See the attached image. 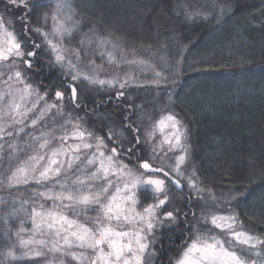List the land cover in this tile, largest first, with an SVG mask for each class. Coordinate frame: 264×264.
<instances>
[{
	"label": "snow or ice",
	"instance_id": "1",
	"mask_svg": "<svg viewBox=\"0 0 264 264\" xmlns=\"http://www.w3.org/2000/svg\"><path fill=\"white\" fill-rule=\"evenodd\" d=\"M8 6L26 11L20 17L23 36L14 27L10 30L14 22L0 16V141L16 137L8 144V167H0V188L31 189V201L21 199L19 208L5 214L4 223L10 216L19 217L25 205L33 206L28 214L31 228L21 220L17 231L4 234L8 246L0 251V264H68L69 258L75 264H150L163 233L185 221L190 231L170 264H264V236L245 230L231 210L232 201L244 191L227 189L218 197L214 188L203 187L189 163V129L179 113L164 108L158 119L142 113L138 123L97 135L84 117L71 111L65 115L64 91L57 90L55 102L49 104L48 91L41 95L31 82L30 73L42 71L35 57L43 46L50 54L49 70H59L76 109L82 107L81 84L118 88V98L131 88L167 92L174 106L169 86L177 84L187 46L179 48V58L173 60L167 44L129 45L126 38L95 26L83 32L72 0H5L6 11ZM200 7L186 5L177 15L186 22L207 20L209 13L197 11ZM214 9L215 17L222 18L232 10V2L218 0ZM34 12L35 24L29 19ZM33 32L42 43L35 42ZM24 37L32 40L31 46ZM72 43L75 48L66 47ZM106 66L114 71L105 72ZM145 118L148 123L142 125ZM121 133H131L135 143L129 139L125 149ZM4 148L0 142V154ZM185 186L189 207L193 197L203 202L191 220L179 209L166 210L173 203L171 193L183 195ZM45 202L50 204L46 207ZM220 207L228 211L215 210Z\"/></svg>",
	"mask_w": 264,
	"mask_h": 264
},
{
	"label": "trees",
	"instance_id": "2",
	"mask_svg": "<svg viewBox=\"0 0 264 264\" xmlns=\"http://www.w3.org/2000/svg\"><path fill=\"white\" fill-rule=\"evenodd\" d=\"M231 2L232 10L222 18H216L213 13L218 0H72L73 7L84 17L82 26L85 30L95 26L100 31L113 32L126 38L129 45L151 43L158 47L167 44L173 60L179 58L178 49L187 46L177 84L169 86L174 106L170 104L167 92L157 95L155 90L131 88L118 98V88L98 89L86 85L87 91H84L79 85L88 95L79 98L82 107L76 109L68 99L69 89L65 87L66 82L62 83L64 78L59 70H49L50 54L43 46L35 57L37 67L42 71H33L30 75L41 95L48 91L49 104L55 102L57 90L64 91L65 115L71 111L73 116L84 117L88 126L97 130V135L107 136L109 128L119 130L126 123H138L142 113L150 114L154 119L159 118L160 110L164 108L179 113L189 129V163L195 165L203 187L214 188L220 196L227 189L243 190L244 195L232 201L231 210L238 214L245 230L264 236V0ZM190 4L200 5L197 11L206 9L209 18L201 17L193 23L186 22L183 15H177ZM25 11L12 6L6 11L5 0H0V16L6 22H14L10 24V30L14 27L18 36L24 34L20 17ZM29 19L35 24L36 13ZM81 35L76 36L77 41ZM31 37L36 43H42L34 32ZM28 43L31 46L32 40L28 39ZM66 46L75 48L76 43ZM125 117L129 119L125 120ZM48 123L51 125L52 120ZM147 123L145 118L142 125ZM121 135L125 149L130 146L129 139L135 143L131 133ZM15 139L5 137L0 141L5 145L0 154V167H8V144ZM23 139L20 138L21 145ZM143 154L147 156V150H143ZM30 191L0 188V251L8 246L4 234L17 231L21 220L31 228L28 214L33 203L25 205L19 217L10 216L4 223L5 214L13 207L19 208L21 199L31 201ZM171 196L173 203L166 210L179 209L182 216L188 214L189 220L194 211L199 214L200 206L194 197L191 207L188 206L187 186L183 195L173 191ZM45 204L47 207L50 202ZM219 209L228 211L225 207ZM87 215L95 216L96 213L88 212ZM186 223L188 221L163 233V240L155 245L156 255L150 264H170L178 255L180 245L190 231L186 229ZM157 238L159 240V236ZM68 264L75 262L69 258Z\"/></svg>",
	"mask_w": 264,
	"mask_h": 264
},
{
	"label": "rangeland",
	"instance_id": "3",
	"mask_svg": "<svg viewBox=\"0 0 264 264\" xmlns=\"http://www.w3.org/2000/svg\"><path fill=\"white\" fill-rule=\"evenodd\" d=\"M79 12V11H78ZM79 14H80V16L82 17V20H83V16L81 15V13L79 12ZM82 29L84 30V32H88L89 31V28H87L86 30L83 28V26H82ZM67 45V44H66ZM67 47V46H66ZM69 48H72V47H69ZM95 58V62H96V64H100L101 63V61H100V59H99V56L97 55L96 57H94ZM85 63H87V61H85ZM114 71V69H111V68H108L107 66L105 67V72H107V73H112ZM85 84H81V87L83 88V89H85L84 91H87V88H85ZM80 91H82V95L80 96L81 98L82 97H85L86 95H88V93H86V92H84L82 89H80ZM145 151V150H144ZM158 163V162H157ZM191 170V169H190ZM189 170V171H190ZM206 197H207V193H205L204 194ZM218 197H220V195L219 194H216ZM147 203V202H146ZM203 202L201 201V202H198V204H199V206H200V204H202ZM221 203H223V202H221ZM210 211L212 210V209H209ZM216 211H219V212H222L221 211V209H215ZM222 213H224V212H222ZM258 264H259V260H258Z\"/></svg>",
	"mask_w": 264,
	"mask_h": 264
}]
</instances>
